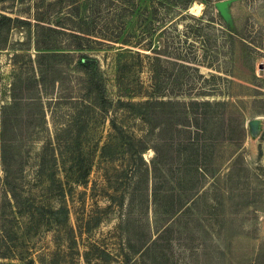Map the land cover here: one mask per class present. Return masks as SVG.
Segmentation results:
<instances>
[{
	"label": "rangeland",
	"instance_id": "rangeland-1",
	"mask_svg": "<svg viewBox=\"0 0 264 264\" xmlns=\"http://www.w3.org/2000/svg\"><path fill=\"white\" fill-rule=\"evenodd\" d=\"M0 14L30 23L0 21L23 201L11 209L0 182V264H264V0H0ZM118 68L129 90L224 101L200 122L218 135L201 138L204 173H131L117 133L147 126L114 106Z\"/></svg>",
	"mask_w": 264,
	"mask_h": 264
},
{
	"label": "trees",
	"instance_id": "trees-1",
	"mask_svg": "<svg viewBox=\"0 0 264 264\" xmlns=\"http://www.w3.org/2000/svg\"><path fill=\"white\" fill-rule=\"evenodd\" d=\"M0 21L5 22L8 25L23 26L30 24L27 20L19 19L18 17H9L0 14ZM38 25V21H36ZM55 54V53H52ZM92 59L81 58L83 65H88ZM118 67V63H117ZM117 72V100L114 102L116 107L118 105H124L128 110L139 116L140 122L147 126V133L137 135L134 132L121 131V127L111 120L112 131L118 128L121 131V135L117 133V140L123 149V153L126 155L127 162L131 167L132 174H141L143 169L147 171L149 168L152 170V177L155 182L156 171L158 167L171 165L174 160H181L187 165H191L196 174L204 173V165L202 163V157L200 151L203 149V141L208 137L211 145L216 144L218 135L211 136L200 122L205 118H208L206 108L212 103L218 105L224 103V101H209V100H197L189 99L177 100V99H161L166 94L161 93V88L152 85L151 89H144L139 91L138 89H128L121 86L120 83V71ZM94 88V89H93ZM89 93L101 96L104 91L102 84L97 82L93 87H87ZM170 96H178L173 94L175 91H170ZM12 101L3 105L0 110V160L2 177L0 182L2 183V190L4 197L7 198L8 205L11 209L18 208L23 204L19 198V184L17 172L20 168H17L13 164L12 147L14 142V135L11 137L9 132H12L15 127L14 117L7 114L8 110H15L17 103L16 98L11 94ZM138 96L139 100H132V97ZM122 97H128L129 99L123 100ZM146 99H145V98ZM174 104L180 105V109L175 107L172 110L171 115L166 119H157L153 121L152 117L158 113L159 105ZM42 108V107H41ZM103 110V109H102ZM104 111V110H103ZM42 118L44 119V111H41ZM43 126V125H42ZM203 136L204 139L201 140ZM152 149L154 156L150 161H147L143 157V153ZM175 154V155H174ZM202 171V172H200ZM204 171V172H203ZM1 257H4L2 255Z\"/></svg>",
	"mask_w": 264,
	"mask_h": 264
},
{
	"label": "water",
	"instance_id": "water-1",
	"mask_svg": "<svg viewBox=\"0 0 264 264\" xmlns=\"http://www.w3.org/2000/svg\"><path fill=\"white\" fill-rule=\"evenodd\" d=\"M255 120H252L251 123L254 124Z\"/></svg>",
	"mask_w": 264,
	"mask_h": 264
}]
</instances>
